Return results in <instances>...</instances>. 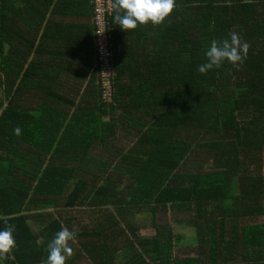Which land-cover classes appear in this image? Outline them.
<instances>
[{
	"label": "trees",
	"instance_id": "16d2710c",
	"mask_svg": "<svg viewBox=\"0 0 264 264\" xmlns=\"http://www.w3.org/2000/svg\"><path fill=\"white\" fill-rule=\"evenodd\" d=\"M87 1L83 12L81 0H69L71 9L66 0H0V229L12 226L16 243L0 264H46L61 227L81 244L65 264L84 256L90 264H264V0H174L161 24L131 30L113 12L109 102ZM71 10L91 20L77 32L82 45L44 46L52 24L61 26L49 16ZM60 28L59 37L71 33ZM233 32L248 44L240 66L196 71L210 41ZM55 51H77L93 66L84 108L73 113L58 106L67 94L49 88L43 55ZM87 131L115 165L68 141ZM191 203L197 255L178 253L169 228L143 236L130 220L144 205L154 223L159 209L190 212ZM76 208L92 212L94 230L74 228Z\"/></svg>",
	"mask_w": 264,
	"mask_h": 264
},
{
	"label": "clouds",
	"instance_id": "9594fccd",
	"mask_svg": "<svg viewBox=\"0 0 264 264\" xmlns=\"http://www.w3.org/2000/svg\"><path fill=\"white\" fill-rule=\"evenodd\" d=\"M174 6V0H112L111 5L114 10L113 21L122 30L135 29L138 24L159 25ZM247 49L248 44L241 43L239 36L234 32L228 39L212 40L204 51L205 62L197 65L196 71L203 74L213 67H219L224 61L238 68L246 58ZM12 131L19 135L20 128L15 127ZM12 233L13 227L10 225L0 229V254L10 253L15 248ZM74 238V231L64 227L55 232L47 245L46 264H65L66 259L72 255V248L68 242Z\"/></svg>",
	"mask_w": 264,
	"mask_h": 264
},
{
	"label": "crops",
	"instance_id": "0c3cea01",
	"mask_svg": "<svg viewBox=\"0 0 264 264\" xmlns=\"http://www.w3.org/2000/svg\"><path fill=\"white\" fill-rule=\"evenodd\" d=\"M67 2V8L71 9L72 5H68L69 0H66ZM84 3H88L87 0H81L80 4L77 5L78 7L75 10H81L85 11L87 10L86 7H84ZM70 15L64 17L58 14H54L53 16L50 15L49 19L53 20L55 22H60L61 26L59 24H52L53 27L51 28V35L49 38L43 39L42 44L44 46L46 45H51L54 47L55 44L59 43H65V44H70L74 43L75 45H82V42L80 41L82 38L79 37L77 32L80 30L82 33L84 30H86L87 23H91V20L89 17H85L83 15H76L73 10H71ZM62 14V13H61ZM28 24H23V27H21L22 30H27L28 29ZM62 26H68V30L71 31L70 34H67V36L64 37H59L56 33V31H60ZM83 30V31H82ZM42 31L40 30V33L38 35H35V45H38L41 41ZM56 34V35H55ZM42 39V38H41ZM63 43V44H64ZM60 44V45H63ZM69 46V45H66ZM68 53H71V56L67 55ZM66 55H61V54H56L55 52H50L49 54H45L44 59L49 60V73L47 74L48 76H51V82H50V91L51 92H58L60 94L64 93L67 94V102L64 103L62 101V98L59 97L58 106L59 107H65L69 111L68 113H73L76 108H81L83 109L84 107L79 106L78 103L81 100L82 92L83 90L88 88V84L91 82L90 78L93 73V66H88L86 65L83 61L85 59V55L81 54L77 51H71L68 52ZM42 56V57H43ZM43 59V60H44ZM64 62L65 66H64ZM60 70V71H59ZM58 76H55V75ZM53 79V80H52ZM75 92V93H74ZM76 97L74 94H76ZM81 97V98H80ZM75 99V100H74ZM107 117H104V120H106ZM93 138V133L90 131H87L86 134H80L77 135L74 138H71L68 140L69 142H72L75 150L77 151H86L87 155L89 157H96L98 156L99 159H104V163L106 162L108 152L107 150H101L100 146L96 144L94 141L92 143V147H94V151L90 152L88 150V145L91 143V139ZM90 142V143H89ZM109 162H113L115 165L116 158H110ZM94 163V162H93Z\"/></svg>",
	"mask_w": 264,
	"mask_h": 264
},
{
	"label": "rangeland",
	"instance_id": "374dc122",
	"mask_svg": "<svg viewBox=\"0 0 264 264\" xmlns=\"http://www.w3.org/2000/svg\"><path fill=\"white\" fill-rule=\"evenodd\" d=\"M108 100H110L108 98ZM108 118V117H107ZM92 143L88 145V150L90 152L94 151V147L91 146ZM115 146V145H114ZM115 157L110 155L108 153L107 155V161H109L110 158ZM99 174H102V171H99L96 169ZM121 174L120 172H118ZM119 179H125V177H117ZM148 205H144V207H140V209H135L131 212L130 217L132 219L131 222L135 224V226L138 228L139 233L143 236H153L157 228H162V229H170L173 234L180 236V242L181 245H178V243L175 244L174 248L175 250L180 253V252H186L187 251H182V250H188V254L190 255H197L198 251V246L199 244L197 243V235L195 229L193 226H191L189 223V219H193L194 216V211H193V204L189 205L192 208V211L187 212V211H182L180 212H170L168 210H158L156 213V218L155 222H152V213L149 208H147ZM92 212H89L88 214L85 213L81 208H76L71 211H69L68 215L74 217V220L72 222V225L74 228L77 230L82 231L83 229H88L94 230L95 226V217H91ZM94 222V223H93ZM97 225V224H96ZM189 235H192L188 237ZM79 242V243H78ZM69 244H78L76 247L72 245V251L75 250L77 247L80 246V239H74L72 241L68 242ZM74 253V252H73ZM1 262V261H0ZM90 260L87 259V257H83L81 259L80 264H90Z\"/></svg>",
	"mask_w": 264,
	"mask_h": 264
},
{
	"label": "built area",
	"instance_id": "2783aa9c",
	"mask_svg": "<svg viewBox=\"0 0 264 264\" xmlns=\"http://www.w3.org/2000/svg\"><path fill=\"white\" fill-rule=\"evenodd\" d=\"M93 3V22H94V51L96 60L100 67L99 81L102 90V96L106 101H112L113 77V59L110 41V16L114 12L112 9V0H91ZM108 98L110 100H108Z\"/></svg>",
	"mask_w": 264,
	"mask_h": 264
}]
</instances>
